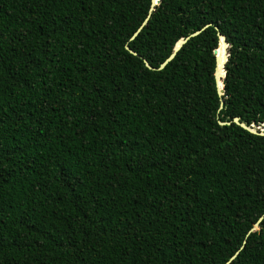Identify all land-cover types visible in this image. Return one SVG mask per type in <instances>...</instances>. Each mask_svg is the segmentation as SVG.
Listing matches in <instances>:
<instances>
[{"label": "trees", "instance_id": "16d2710c", "mask_svg": "<svg viewBox=\"0 0 264 264\" xmlns=\"http://www.w3.org/2000/svg\"><path fill=\"white\" fill-rule=\"evenodd\" d=\"M149 5L0 0V264H264V0Z\"/></svg>", "mask_w": 264, "mask_h": 264}, {"label": "water", "instance_id": "95a60500", "mask_svg": "<svg viewBox=\"0 0 264 264\" xmlns=\"http://www.w3.org/2000/svg\"><path fill=\"white\" fill-rule=\"evenodd\" d=\"M160 0H150V5H149V10H148V14L145 17V19L143 20V22L141 23V25L137 28L136 31H134V33L131 36V39L134 38L138 32L140 31V29L146 24L152 10H154V8L156 7V5L159 3ZM207 25H205L204 27H206ZM201 31V29L195 30L193 32H191L189 35L185 36V37H181L179 38L173 48L172 51L170 52V54L159 64V66L157 67V69H161L163 68L170 60H172L174 58V56L177 54V52L180 50V48L186 43V41L189 39V37L191 36H195L196 34H198ZM217 36H218V43H217V47L214 48L213 50V55L215 57V66H214V79H215V84H216V89H217V93L220 96L219 97V108L222 107L223 105V98L221 97L222 94L224 93V86H223V78L225 76L226 73V68H225V63L227 61L228 58V46L229 43L227 41V38L225 37V35H223L221 32L217 31ZM222 46L223 48V53L219 54V46ZM126 50H128L130 53L134 54V55H138L134 50H132L127 44L125 45ZM143 62L144 64L150 68V69H155L154 67H152L146 59L143 58ZM219 81H221V84H219ZM233 121L237 124H239L242 128L255 133V134H259V135H263L264 136V124H262L261 126H255L254 124H249L247 125L246 123L242 122L239 120V117L235 116L233 117ZM220 124H225V123H229L226 121H218ZM262 219V216H260L257 221L253 224V226L251 227L250 230H253L257 227L259 221ZM237 253V252H236ZM235 253V254H236ZM235 254H233L231 256V258L229 260H227L224 264H228L229 261L234 258Z\"/></svg>", "mask_w": 264, "mask_h": 264}, {"label": "bare ground", "instance_id": "6f19581e", "mask_svg": "<svg viewBox=\"0 0 264 264\" xmlns=\"http://www.w3.org/2000/svg\"><path fill=\"white\" fill-rule=\"evenodd\" d=\"M218 51H219V54H222V46L220 45L219 46V49H218ZM219 84H221V82L219 81Z\"/></svg>", "mask_w": 264, "mask_h": 264}]
</instances>
